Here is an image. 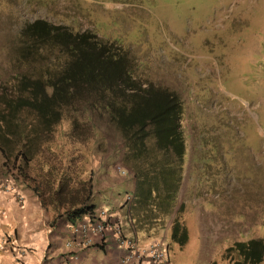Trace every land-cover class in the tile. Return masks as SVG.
<instances>
[{
	"label": "rangeland",
	"instance_id": "1",
	"mask_svg": "<svg viewBox=\"0 0 264 264\" xmlns=\"http://www.w3.org/2000/svg\"><path fill=\"white\" fill-rule=\"evenodd\" d=\"M38 18L119 45L133 75L182 100L178 204L187 240L178 246L164 229L148 236L172 264H228L222 252L234 241L264 238V0H0V44ZM99 123L105 157L92 164L126 183L130 171L114 154L121 140ZM210 141L218 154H202L213 151ZM116 165L127 173L118 176ZM198 219L221 228L203 237Z\"/></svg>",
	"mask_w": 264,
	"mask_h": 264
},
{
	"label": "trees",
	"instance_id": "2",
	"mask_svg": "<svg viewBox=\"0 0 264 264\" xmlns=\"http://www.w3.org/2000/svg\"><path fill=\"white\" fill-rule=\"evenodd\" d=\"M1 56L0 167L30 189L50 223L72 224L97 206L92 158L105 157L102 121L121 140L114 154L133 180L129 201L123 196L130 226L150 236L170 219V241L184 245L177 198L186 143L178 94L133 75V59L119 45L41 18L23 21L0 44ZM210 143L213 151L202 154H218V143ZM221 257L257 264L264 238L234 241Z\"/></svg>",
	"mask_w": 264,
	"mask_h": 264
},
{
	"label": "crops",
	"instance_id": "3",
	"mask_svg": "<svg viewBox=\"0 0 264 264\" xmlns=\"http://www.w3.org/2000/svg\"><path fill=\"white\" fill-rule=\"evenodd\" d=\"M93 168V200L97 206L108 208L111 213L118 216L120 233L133 237L136 241L140 240L139 244L155 240L133 230L130 226L126 206L123 205V196L125 192L132 191L133 180L122 183L119 179H115V175L106 171L105 165L99 166L98 162ZM6 177L0 167V179L9 180ZM14 184L16 194L5 191L0 185V241L18 243L26 249V252L19 261H16V253L8 247L9 245L4 246L0 250V264H116L118 262L123 250L116 243L112 227L102 235H93L91 244L86 247L77 251L67 250L64 241L67 238L68 222L58 220L50 223V213L44 210L30 189L16 182ZM16 195H20L21 199H17ZM178 202L179 193L177 204ZM198 221L199 232L203 237L221 228L219 223L211 225L203 224L199 219ZM169 223L170 219L166 221L164 230L168 231ZM224 233L226 232L223 231L219 236ZM217 237L216 234L212 235L214 239Z\"/></svg>",
	"mask_w": 264,
	"mask_h": 264
},
{
	"label": "built area",
	"instance_id": "4",
	"mask_svg": "<svg viewBox=\"0 0 264 264\" xmlns=\"http://www.w3.org/2000/svg\"><path fill=\"white\" fill-rule=\"evenodd\" d=\"M116 171L120 175L125 173L120 166H116ZM0 185L7 192L17 193L15 184L9 180L0 179ZM16 197L21 199L20 195H16ZM124 199L128 202L130 194H125ZM118 220V216L111 213L108 208L96 206L91 212L82 215L74 223H68L64 247L70 251L80 250L91 244L93 235H102L112 227L116 243L123 250V254L116 264H172L165 254L161 242L152 240L144 244H137L135 239L126 238L120 233ZM7 245L16 253V261L25 255L26 249L23 246L7 240L0 241V250Z\"/></svg>",
	"mask_w": 264,
	"mask_h": 264
},
{
	"label": "clouds",
	"instance_id": "5",
	"mask_svg": "<svg viewBox=\"0 0 264 264\" xmlns=\"http://www.w3.org/2000/svg\"><path fill=\"white\" fill-rule=\"evenodd\" d=\"M116 166H120V165H116ZM116 166L114 167V169H115V171H116ZM120 167H122V166H120ZM123 168V167H122ZM124 169V171L127 173V171H126V169L125 168H123ZM116 174L118 175V176H122V175H120L117 171H116ZM9 181H11V180H9ZM12 182V181H11ZM12 183H14V182H12ZM131 192H129V194H130ZM126 193H124V195H125Z\"/></svg>",
	"mask_w": 264,
	"mask_h": 264
}]
</instances>
